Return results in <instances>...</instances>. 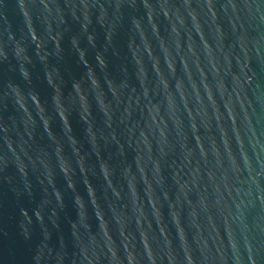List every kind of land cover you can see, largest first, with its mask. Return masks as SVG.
<instances>
[{"label": "water", "instance_id": "obj_1", "mask_svg": "<svg viewBox=\"0 0 264 264\" xmlns=\"http://www.w3.org/2000/svg\"><path fill=\"white\" fill-rule=\"evenodd\" d=\"M0 264H264V0H0Z\"/></svg>", "mask_w": 264, "mask_h": 264}]
</instances>
